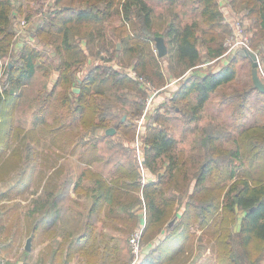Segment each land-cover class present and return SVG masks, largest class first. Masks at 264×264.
I'll list each match as a JSON object with an SVG mask.
<instances>
[{
    "label": "trees",
    "instance_id": "16d2710c",
    "mask_svg": "<svg viewBox=\"0 0 264 264\" xmlns=\"http://www.w3.org/2000/svg\"><path fill=\"white\" fill-rule=\"evenodd\" d=\"M24 1V5L29 6L27 1H33L39 6L35 12L27 10L25 19L30 20L39 15L40 20L34 25L35 30H28L29 35L43 37L46 43L55 44L54 50L61 58L59 75L52 88L44 91L43 103L46 105L42 108L44 111L46 106L53 107L54 121L39 129L34 126V135L46 129L49 131L47 133L64 131L77 116L82 120L88 115L87 121L90 120L91 125L84 128L85 132L94 127L93 122L98 119L96 127L115 126L122 131L123 140L133 139L136 133L134 119L144 113L148 97L139 71L147 74L152 81L155 78L161 85L166 83L164 71L156 70L154 57L147 59L145 50L135 47L148 40L143 32L151 30L155 23L154 10L148 0H49L47 7L44 4L47 0ZM170 1L174 3L176 0ZM199 1L202 3L200 14L210 28L225 23L224 13L217 0ZM15 7L13 0H0L2 56L13 52L17 34L15 17L25 11L22 7ZM249 11H256L255 22L264 37V0H256ZM116 17L119 22L111 23ZM166 35L175 44L176 60L184 66L182 71L176 73L178 77H183L170 101L189 102L195 96L191 120L198 119V113L212 94L219 87L235 80L236 68L226 63L217 71L199 72V64L204 63L199 49L200 40L208 47L206 61L219 60L227 47L224 42L218 41L214 32L203 29L197 20L185 23L170 21ZM117 38L122 46L127 40L131 45L129 50L138 54L139 60L133 63L138 77L113 64L100 63L94 64L82 78L74 75L73 70L91 60V57L96 56L105 61L122 52ZM262 42H256V46ZM20 52V59L7 65L6 82L0 84V148L5 150L12 148V139L20 138L19 134L14 133L16 118L13 111L21 97V86L34 78L40 66L36 60L42 55L39 49L29 50L26 45L21 47ZM188 69H192L191 73L184 75ZM69 84L80 87V92L75 93V106L68 100L72 92ZM58 85L64 88L63 96L54 102L51 98ZM65 107L72 110L67 119L61 116ZM123 115L127 117L125 120H122ZM151 118L146 123L143 136L142 167L136 157L127 164L119 162L108 175L93 176L91 185L86 187L88 198L92 201L87 204L86 212L80 213L85 217L83 230L67 239V262L75 253L80 264H133L135 259L131 250L122 253L125 255L123 258L118 257L122 247L113 244L117 237L108 230L121 229L126 235L134 231L141 220H145L141 240L148 244L149 250L135 264H174L177 258L188 257L193 250L190 242L196 234L192 229L195 224L197 229L209 232L214 240L211 246L213 255L207 256L201 264H264V182H253L247 177L239 181L237 177L240 175L236 176L235 171L237 167L234 170L226 169L236 161L243 165L244 154H247L250 165L261 167L256 160L264 156V122L248 125L240 131V138L236 140L237 149L230 150V159L222 166L223 157L226 159L228 156H224L215 135L208 133L203 137V145L187 157L183 151L176 150L177 139L166 126L169 114L156 109V114ZM92 155L94 158L99 156L94 152ZM225 172L227 178L236 179L228 186L216 181L218 176L225 179ZM85 176L84 171L81 178ZM142 177L146 179L143 184ZM183 181L186 183L183 184ZM77 186L80 184L75 185L74 190H77ZM42 195L46 200L38 201L36 208L42 217L34 220L33 226L30 223L33 229L40 225L55 224L62 213L57 193L44 191ZM141 209L144 212H140ZM221 211L224 212L222 217L219 215ZM232 215L233 220L237 217V221L231 226ZM52 216L55 218L50 219ZM6 218L1 222L0 229L6 233L3 241L7 242L5 247H8L18 242L21 233L11 229V224L5 222ZM211 221L220 224L212 230L213 227L209 226ZM98 222L104 224L101 229L98 228ZM157 233H164V236L160 243L153 246L151 240ZM22 255L29 256V253L23 251ZM181 258L178 264H185L187 261L182 262Z\"/></svg>",
    "mask_w": 264,
    "mask_h": 264
},
{
    "label": "rangeland",
    "instance_id": "374dc122",
    "mask_svg": "<svg viewBox=\"0 0 264 264\" xmlns=\"http://www.w3.org/2000/svg\"><path fill=\"white\" fill-rule=\"evenodd\" d=\"M24 2L26 3L24 0H13L16 9L22 7L23 11L25 10L24 13L21 12L15 17L14 27L17 31V42L25 41V34L28 35V30L31 28L35 30L34 25L39 22V15L34 16L33 19H30L31 21L25 19L27 18V10L31 9L35 12L39 9V6L35 2L33 4V1H27L30 3L29 6L24 5ZM148 2L154 10L155 23L151 30L143 32L148 37V40H142L143 42L135 45V47L138 50L144 49L148 55L147 59L154 57L156 70L164 71L166 83L161 85V82L155 78H152V81L150 77L148 78L147 74H144L142 71L141 73L138 70L141 74V76L139 75L141 77L140 80L148 97L146 99L144 113L134 119L136 122V133L134 138L129 141L123 140L122 131L115 126H109L116 129L114 134H107L106 131L109 127H96L95 124L98 125L99 123L98 119L94 120V127H90V130L85 132L84 128L91 125L90 120L87 121L89 119L88 115H85L82 120L77 116L74 122L65 128L64 131L47 133L49 131L46 129L40 132L39 135H34V130L54 121L53 107L46 106L44 111H42V108L46 105L43 103L45 97L44 91L51 89L54 85L59 75L58 65L61 63V58L54 50L55 44L46 43L43 37H36V39L32 38L27 41L26 47L29 50L39 49L42 52V55L36 60L40 66L34 78L21 86V97L13 111L16 118L15 124L13 125L15 129L14 133L19 134L18 137L20 138L10 141L12 148L7 150L0 148V212L5 211V214L0 216V226L1 222L10 216L11 223L9 224H11V229L17 231L18 234L21 233L17 243L22 248L26 243L27 237L32 232L29 217L26 215L30 205L29 200L33 198L32 193L41 188V185L44 187L42 192L53 191V193H57L60 197L65 198V201H63L64 207L69 205V211H63L61 213L63 214L61 217L62 221H57L55 224L60 226L62 231H66L70 235L77 234L83 230V220L85 217L79 215L76 211L85 213L87 204L92 201L88 198L89 193L85 190L87 186L91 185L92 177L98 174L108 175L117 163L124 162L127 164L133 160V157H136L138 164L141 166L143 158V136L146 133V123L152 119V115L156 114V109H160L161 113L169 114V120L166 121V126H168L171 133L177 139L176 150L179 152L183 151L187 157L203 145V137L208 133L215 135L218 139L217 143L223 149L224 156H228L226 159L223 157L222 166L228 163L230 150L237 149L236 140L240 138V131L248 125L264 122V94L259 92L254 84L255 68L253 67L251 56L246 53L248 49L243 45H237L229 53L223 54V59H219L215 63L206 64L208 47L206 43L200 40L199 49L204 63L199 64V66L201 65L199 72L217 71L225 65L224 61L226 60L228 65L236 68L237 74L235 80L219 87L212 94L203 110L198 113V119L191 120V108L196 102L195 96L188 100L189 102L174 103L170 101V96L177 89V84H173L175 80H178L176 79L178 78L176 73L182 71L184 66L180 65L176 60L175 44L166 35L168 23L170 21H175L176 23L182 21L185 23L197 20L203 29L214 32L218 37V41L224 42L228 50L232 47V40L236 35L235 31H237L236 25L240 21L245 29L246 35L249 37L251 49L259 55L264 56V37L263 34H260L255 22L256 11H249V8L254 5L256 0H217L224 13L225 23L223 22L222 25L215 28H210L206 19L201 16L202 3L199 0H176L174 3L170 0H148ZM26 20H29V23ZM118 22L119 18L116 17L111 23L116 24ZM154 34H160L165 37L168 47V53L166 55L159 56L155 40L157 35L154 36ZM258 41H263L260 46H256V42ZM116 42L118 46L120 44V49H123L122 52L105 61L97 59L96 56L91 57V60L85 61L83 65L73 70L74 75L80 78L84 77L88 70L97 63L102 65L113 64L122 71H134L133 63L139 60L138 54L136 51L129 50L131 45L128 44L127 40H125L123 46L118 38ZM20 50L21 47L15 45L11 54L5 56L0 55L1 85L7 77L5 72L7 65L12 64V61L16 62L17 59H20L19 57L22 53ZM191 71L192 69H188L184 75H188ZM257 71L261 80L264 82L258 66ZM69 87L72 92L68 96V100L72 106H75L77 103L75 93L80 92V90L76 91L75 88L80 89V87L77 84L76 86L69 84ZM63 90V86L58 85L51 98L53 99L52 101L58 102L63 96ZM160 93L162 96L159 95ZM179 109H181L180 112L177 111ZM71 112V109L65 107L61 115L62 118L64 116L67 119L68 115H71ZM117 115L119 116V114ZM126 118V115H123L122 120ZM34 126L38 128L35 129ZM109 137L112 138L110 139ZM93 152L99 156L94 158L92 155ZM243 161H245L243 165L240 164V161H236L226 169L234 170L237 167L235 171L236 176L240 175V177H237L239 181L247 177L253 182H264V156L256 160L261 167H257L255 164L254 166L250 165L247 154L243 155ZM188 165H190L189 162ZM34 166H36L35 169ZM84 171L86 172V176L81 178V174ZM225 176V179L222 176H218L216 181L220 185L228 186L236 180L227 178V173ZM141 182L142 184L144 183L143 177L141 178ZM183 182V184L186 183V181ZM30 184L35 187L34 190L30 189ZM78 184L80 186H77V190H74L75 185ZM142 211L143 209L140 210V212ZM223 213L221 211L219 215L222 217ZM239 215L241 217V211ZM236 221L237 217L233 220L232 215L231 226ZM121 224L122 226L124 225V220L121 221ZM144 224L145 220H141V224L134 231L126 235H124L121 229L110 228L108 230V232L114 233L115 237H117V240H113V244H117L118 248L120 246L122 247V250L118 252V257L121 256L123 258L125 256L123 254L131 250L135 259L133 264H135L146 255L149 247L144 240H141L142 250L138 258L133 252L130 243L132 234ZM219 224V222L211 221L209 226L213 227V230ZM103 226L104 224L102 222H98V228L101 229ZM236 228H239V224ZM192 229L196 232L190 242V245L193 246L192 253L188 257L185 255L180 258L182 262L186 260L187 264H201L206 260L207 256L211 257L213 255L211 246L214 240L211 239L209 232L204 233V229H197L196 224L192 226ZM162 235L163 233H157L152 238L151 242L153 243L151 244L155 246L160 243ZM200 236L202 237L201 239ZM41 238H43L42 240L46 239V237L40 236V238L36 239V243L38 241L40 242ZM66 240L67 238L64 242ZM125 246L126 248L123 249ZM5 255L6 253H2L1 257L5 259ZM51 256V251H49L46 253V256L42 255V257H37L36 255L33 258L22 255L20 260L21 262L29 264H47L51 260ZM115 258H117V254ZM180 258H177L174 264H178ZM47 259H49L48 262L46 261ZM62 260L63 258L61 257L60 261Z\"/></svg>",
    "mask_w": 264,
    "mask_h": 264
},
{
    "label": "crops",
    "instance_id": "0c3cea01",
    "mask_svg": "<svg viewBox=\"0 0 264 264\" xmlns=\"http://www.w3.org/2000/svg\"><path fill=\"white\" fill-rule=\"evenodd\" d=\"M32 3L34 4V2H32ZM49 3H50L49 0H47V2H45L44 4L47 7ZM31 19H33V18H31ZM27 23H29V22L27 21ZM32 38L36 39L35 37L30 36L29 33H28V35L25 34V36H24V40L25 41L17 42V39H16L15 45L23 47V46H25L27 44V41H29V39H32ZM83 46L85 47V45H83ZM223 58L224 57H222L220 59H223ZM216 61H217L216 59L209 60V61H206V64L215 63ZM224 63L225 64L227 63L226 60L224 61ZM134 71L136 72V75H134V76L138 77L137 71L136 70H134ZM132 72L133 71H131L130 73L133 76ZM182 77L183 76H180V77L176 78L178 80H175V82L173 83V84H177L176 88H178V84L181 81ZM159 95L162 96L161 93ZM173 95H171L170 97H172ZM35 168H36V166H34V169ZM31 170H33V169L31 168ZM46 186H47V184H46ZM29 187H30V189H33V190L35 188L31 184H30ZM43 188H44L43 185H41V188L37 189L34 193H32L33 194V198L29 200L30 201V205L28 207V213L26 215H28L29 222L31 223L32 226H33V221L34 220H37V219L42 217L41 214L37 213V209L36 208H37V205H38V201L40 202L42 200H44V201L46 200V197H43V195L41 194V193L44 192V191L42 192ZM63 201H65V198H63L61 196L59 198V205H60V208L62 209V213H63V211H69V207H68L69 205L67 207H64ZM39 206H40V204H39ZM76 212L79 215L83 216L82 214H80V213H82V211H76ZM0 213H1L0 216H3L5 214V211L0 212ZM62 215L63 214H61L59 216L57 221H62V218H61ZM53 218H55V217L52 216V218H50V219H53ZM6 219L7 220H5V222L7 221L8 223H11V217L10 216H8ZM44 220H47V219L45 218ZM5 234L6 233L2 229H0V256H1L2 253H6L5 259L8 261L9 264H22V263H24V262H21V260H20L21 258L20 257L22 256L23 251H27L25 249V245L22 248L21 246L18 245V243H14L11 246L9 245L8 247H5V245L7 243V242L3 241V239L5 238ZM32 234L34 235V237H33V241H32V250L28 251L29 257H33L34 258V257H36V255H37V257H42V255L46 256V253L51 251V254H52L51 260H49V259L46 260L47 262L49 260V262H48L49 264H61L62 261H63L62 264H80V262L78 261V255L75 254V253L72 254L73 255L72 260L67 262V260H68V252H67L68 241L64 242V239H66V238L68 239L69 237H72V236H77L79 234V232L77 234H71L70 235L66 231H62L61 227L58 226L57 224H52V225H49V226L48 225H40L38 228H34V229L32 228V232L30 233V235H32ZM40 236L46 237V239L42 240L43 238H41L40 242L38 241L36 243V239L40 238ZM163 236H164V233H163L162 237ZM46 249H48V250H46ZM61 257L63 258L62 261H60ZM58 258H60V259H58ZM97 264H99V263H97Z\"/></svg>",
    "mask_w": 264,
    "mask_h": 264
},
{
    "label": "built area",
    "instance_id": "2783aa9c",
    "mask_svg": "<svg viewBox=\"0 0 264 264\" xmlns=\"http://www.w3.org/2000/svg\"><path fill=\"white\" fill-rule=\"evenodd\" d=\"M236 35L233 37L232 40V47L229 48L225 54L229 53V51L237 46V45H243L245 48H247L248 50H252L250 45H249V37L246 35L245 33V29L242 25V23L240 21L237 22L236 25ZM240 36V37H239ZM239 37V38H238ZM253 51V50H252ZM257 54V59H258V69L260 71V75L264 80V56L259 55L257 52H255ZM133 76L136 75V72L133 71L132 72ZM136 77V76H134ZM141 78V77H140ZM139 146V144H138ZM143 181L145 182L146 179L145 177H143ZM145 224L138 228L130 237V243L132 246V250L133 252L136 254V257L138 258L140 256L141 253V238H142V233H143V228H144ZM0 264H9L8 261L6 259H4L3 257L0 256ZM22 264H29V263H22Z\"/></svg>",
    "mask_w": 264,
    "mask_h": 264
},
{
    "label": "water",
    "instance_id": "95a60500",
    "mask_svg": "<svg viewBox=\"0 0 264 264\" xmlns=\"http://www.w3.org/2000/svg\"><path fill=\"white\" fill-rule=\"evenodd\" d=\"M155 40H156V47H157L159 56L166 55L168 53V47H167V43H166L165 37L162 36V35H158V36L155 37ZM119 47H120V44H119ZM246 53L251 56L252 62H253V67L255 68V71H254V84H255V86H256V88L258 90H260L261 92H264V82L261 80L260 76L258 75V71H257V66H258L257 54L254 51H252V50H246ZM75 90L79 91L80 89L79 88H75ZM115 131H116V129L114 127H109L106 132H107V134H114ZM33 237H34V235L32 234V235H30L27 238V241H26V244H25V249L27 251H31L32 250Z\"/></svg>",
    "mask_w": 264,
    "mask_h": 264
}]
</instances>
